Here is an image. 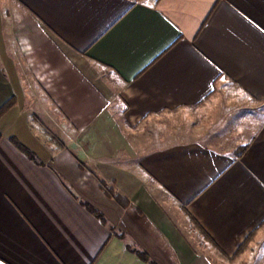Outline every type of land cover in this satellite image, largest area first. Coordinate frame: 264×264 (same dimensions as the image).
<instances>
[{
    "label": "crops",
    "instance_id": "crops-1",
    "mask_svg": "<svg viewBox=\"0 0 264 264\" xmlns=\"http://www.w3.org/2000/svg\"><path fill=\"white\" fill-rule=\"evenodd\" d=\"M133 249L264 264V0H0V264Z\"/></svg>",
    "mask_w": 264,
    "mask_h": 264
},
{
    "label": "rangeland",
    "instance_id": "rangeland-1",
    "mask_svg": "<svg viewBox=\"0 0 264 264\" xmlns=\"http://www.w3.org/2000/svg\"><path fill=\"white\" fill-rule=\"evenodd\" d=\"M102 70L105 71V68H102ZM38 115L39 116L36 118V120L38 122L40 121L39 123H42L41 124L42 128L34 122V124L37 127L36 129L38 130L37 136L40 138V141L42 142V144L45 145V147H48L50 148V150H52V153H55L56 151L60 152L63 150V149H60L59 146H57V144L52 141L51 139L52 135L56 136L65 145H70L71 141L75 144H79V145L81 144L79 143V140L76 137L77 135L72 133L71 130H67L64 127L62 121L56 118L53 114H51L50 112H41V113H38ZM38 128H40V130ZM49 134H52V135L50 136ZM79 145L78 147L81 149L82 144L80 146ZM74 149L76 148L74 147ZM74 152L78 154L76 150H74ZM33 156L37 160H40V156L35 155V154ZM80 164L82 165V162Z\"/></svg>",
    "mask_w": 264,
    "mask_h": 264
},
{
    "label": "trees",
    "instance_id": "trees-1",
    "mask_svg": "<svg viewBox=\"0 0 264 264\" xmlns=\"http://www.w3.org/2000/svg\"><path fill=\"white\" fill-rule=\"evenodd\" d=\"M52 135V134H51ZM52 141L53 142H55L58 146H59V148L60 149H65V145H64V143H62L56 136H53L52 135ZM80 167L82 168V169H85L84 167H83V165H80ZM113 197H115V198H117V196L115 195V196H113ZM100 218H102L103 219V216L101 215V214H99L98 215ZM250 241H251V239H248L246 242H245V244H243L242 246H241V248H240V250H239V252H238V255H240L241 254V252L245 249V247L250 243ZM133 251L136 253V254H138L141 258H143L144 260H146V261H148V262H150L151 264H156L155 262H153V261H151V259H150V257L147 255V253H145L144 251H138V250H134L133 249Z\"/></svg>",
    "mask_w": 264,
    "mask_h": 264
}]
</instances>
